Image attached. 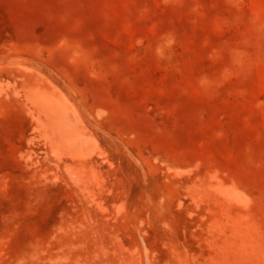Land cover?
Instances as JSON below:
<instances>
[{"label":"rangeland","instance_id":"1","mask_svg":"<svg viewBox=\"0 0 264 264\" xmlns=\"http://www.w3.org/2000/svg\"><path fill=\"white\" fill-rule=\"evenodd\" d=\"M0 264H264V0H0Z\"/></svg>","mask_w":264,"mask_h":264}]
</instances>
